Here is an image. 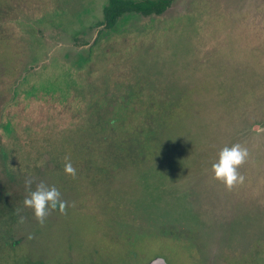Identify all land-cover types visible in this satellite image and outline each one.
I'll return each mask as SVG.
<instances>
[{
  "label": "rangeland",
  "instance_id": "rangeland-1",
  "mask_svg": "<svg viewBox=\"0 0 264 264\" xmlns=\"http://www.w3.org/2000/svg\"><path fill=\"white\" fill-rule=\"evenodd\" d=\"M231 1L176 0L160 16L127 15L103 31L107 0H0V141L13 159H0V189L8 215L20 221L17 236L2 235L0 227V264H147L157 257L167 264H264V89L247 92L237 110L254 117L253 132L222 145L248 149L238 168L244 183L228 189L213 179L211 191L200 187L187 207L196 206V225H157L154 234L124 240L107 225L122 222V214L116 220L96 198L102 192L93 175H111L108 159L130 143L137 115L153 108L130 102L116 111L113 134L77 137L85 131L90 84L131 80L137 65L156 79L184 55L187 63L211 57L242 65L245 79L251 69L264 73V0ZM203 64L197 77L208 86ZM66 158L76 161L74 177L63 171ZM29 179L32 190L41 181L56 185L64 211L50 210L39 223L23 205ZM179 195L186 200L188 193ZM170 209L162 214L172 217ZM175 210L180 219L192 213Z\"/></svg>",
  "mask_w": 264,
  "mask_h": 264
},
{
  "label": "trees",
  "instance_id": "trees-1",
  "mask_svg": "<svg viewBox=\"0 0 264 264\" xmlns=\"http://www.w3.org/2000/svg\"><path fill=\"white\" fill-rule=\"evenodd\" d=\"M174 1L107 0L98 26L103 31H109L114 30L127 15L160 16ZM225 2L230 6L229 2L232 1ZM216 59L218 61L215 63L211 62V57L199 61L200 65L204 62L208 86L202 85L197 77L199 62L187 63L184 55L180 60L173 57L172 63L177 62V68L171 70L172 66H168L167 73L158 75L156 79L143 75L146 71L137 65V72L132 71L131 80L118 78L111 81L103 77L101 88L90 84L92 95L85 113V131L81 126L82 130L77 135L79 141L100 135L101 132L111 131L113 134V129L120 127L116 111L121 108L128 110L130 102L136 105L135 109H139L140 101L148 106L147 110L153 108L152 113L146 110L142 117L137 115L130 143H126L120 153L108 159L111 175L103 173L102 177L93 175L92 178V181L99 182L102 195L99 192L100 197L95 196L102 201L103 209L111 212L116 220L122 214V222L107 224L119 238L125 240L127 237L154 234L157 225L173 222L196 225L200 220L192 212L196 206L187 207L197 200L200 187L202 192L211 191L216 186L212 183L211 166L217 160L224 141H239L241 136L253 132L251 127L256 122L254 117L240 114L237 110L247 92L264 89V73L251 69V75L245 79L242 65L224 58ZM148 113L149 117L145 118L144 114ZM76 130H71V135ZM7 152L0 141V159L12 162ZM8 172L9 183H14L12 170ZM170 181H180L186 186L188 190L183 192L188 193L186 200H183L185 194L180 196L181 193L171 189ZM4 191L0 189V220L5 219V222L0 223L1 234L17 236L19 227L15 228L20 221L17 216L8 215L9 210L2 205L8 201L5 200ZM165 208H171L175 215L170 217L162 214ZM174 208L192 213L188 214L187 219L175 218L177 212ZM156 210L161 212L159 217Z\"/></svg>",
  "mask_w": 264,
  "mask_h": 264
},
{
  "label": "clouds",
  "instance_id": "clouds-1",
  "mask_svg": "<svg viewBox=\"0 0 264 264\" xmlns=\"http://www.w3.org/2000/svg\"><path fill=\"white\" fill-rule=\"evenodd\" d=\"M248 149L236 143L223 147L217 160L212 164L213 179L222 182L226 188L231 189L236 185L244 183V176L238 172V168L244 164L248 158ZM63 171L70 176L76 175V169L72 162L66 158ZM28 195L23 201L26 208H31L35 219L43 223L50 210L64 211L66 202L61 199V191L56 185H49L44 181L36 184L35 190L31 189L33 181L26 180Z\"/></svg>",
  "mask_w": 264,
  "mask_h": 264
},
{
  "label": "flooded vegetation",
  "instance_id": "flooded-vegetation-1",
  "mask_svg": "<svg viewBox=\"0 0 264 264\" xmlns=\"http://www.w3.org/2000/svg\"><path fill=\"white\" fill-rule=\"evenodd\" d=\"M98 28H101L100 26H98ZM102 29V28H101ZM76 157H78L77 155H74V158H76ZM78 159V158H77ZM72 162V165L74 166L75 165V163H76V161H71ZM80 166H81V164H80ZM85 166V165H84ZM92 182V181H91ZM170 185L172 186V187H174L175 188V190H174V192L176 193H181V192H186L188 189L186 188V186H184V185H182L181 183H180V181H175V182H171L170 181ZM90 188H91V184H90ZM91 191V190H90Z\"/></svg>",
  "mask_w": 264,
  "mask_h": 264
},
{
  "label": "water",
  "instance_id": "water-1",
  "mask_svg": "<svg viewBox=\"0 0 264 264\" xmlns=\"http://www.w3.org/2000/svg\"><path fill=\"white\" fill-rule=\"evenodd\" d=\"M147 264H167L163 258L157 257L149 261Z\"/></svg>",
  "mask_w": 264,
  "mask_h": 264
}]
</instances>
